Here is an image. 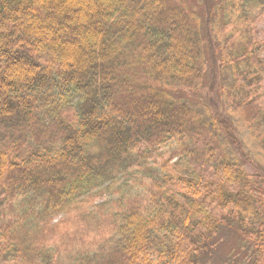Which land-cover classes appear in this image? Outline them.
<instances>
[{
  "label": "trees",
  "instance_id": "16d2710c",
  "mask_svg": "<svg viewBox=\"0 0 264 264\" xmlns=\"http://www.w3.org/2000/svg\"><path fill=\"white\" fill-rule=\"evenodd\" d=\"M197 2L0 0V264H211L224 234L264 264V172L220 142L246 161L232 114L264 160V0ZM214 46L204 120L179 95Z\"/></svg>",
  "mask_w": 264,
  "mask_h": 264
},
{
  "label": "rangeland",
  "instance_id": "374dc122",
  "mask_svg": "<svg viewBox=\"0 0 264 264\" xmlns=\"http://www.w3.org/2000/svg\"><path fill=\"white\" fill-rule=\"evenodd\" d=\"M185 3L188 11L198 17L200 21L204 22L205 18L203 9L202 6L198 4L197 0H185ZM217 23L218 17L215 13H213L210 25L212 34H214V32L216 33L215 30L218 28ZM218 39L221 42V37H218ZM214 44H216L215 40ZM220 55V52L215 47L213 55L209 54V56L206 57L201 89L198 88L197 91L192 93L179 95V98L192 110L202 115L204 120L207 119L208 115L219 114L220 110L226 108L224 89H226V85L230 82L232 74L230 66L228 65L226 68V64L221 61ZM221 114L226 116V112H222ZM230 120L234 123L237 140L240 142L241 148H243L246 153V161L244 159L241 161L237 150L230 145L231 143L227 144L224 141L225 139L221 138L220 142L224 144L227 153L231 156V158H236L237 160L239 159L244 170L247 172H264V160L260 156L256 145L249 139L247 132L236 120L235 116L231 114ZM224 241L225 243L219 246L211 264H222V261L226 257V252L231 250L233 247V242L229 238L226 240V234H224Z\"/></svg>",
  "mask_w": 264,
  "mask_h": 264
}]
</instances>
